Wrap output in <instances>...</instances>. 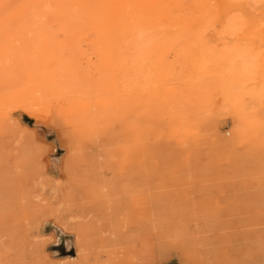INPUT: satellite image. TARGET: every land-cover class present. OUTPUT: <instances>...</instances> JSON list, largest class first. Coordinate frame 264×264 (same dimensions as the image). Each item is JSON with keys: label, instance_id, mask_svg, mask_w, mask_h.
Instances as JSON below:
<instances>
[{"label": "bare ground", "instance_id": "1", "mask_svg": "<svg viewBox=\"0 0 264 264\" xmlns=\"http://www.w3.org/2000/svg\"><path fill=\"white\" fill-rule=\"evenodd\" d=\"M227 107L232 139L214 117ZM15 111L55 116L118 176L140 156L144 119L187 166L200 163L203 137L209 156L219 148L236 157L250 136L254 151L264 125V0H0V136L13 132Z\"/></svg>", "mask_w": 264, "mask_h": 264}, {"label": "rangeland", "instance_id": "2", "mask_svg": "<svg viewBox=\"0 0 264 264\" xmlns=\"http://www.w3.org/2000/svg\"><path fill=\"white\" fill-rule=\"evenodd\" d=\"M214 117L232 139L230 108ZM13 123L0 136V264H264L262 123L257 150L250 136L237 158L219 148L209 156L203 137L200 163L187 166L144 119L140 156L122 176L55 116L15 111ZM173 153L179 161H166Z\"/></svg>", "mask_w": 264, "mask_h": 264}]
</instances>
